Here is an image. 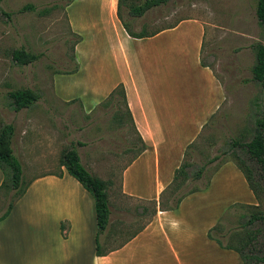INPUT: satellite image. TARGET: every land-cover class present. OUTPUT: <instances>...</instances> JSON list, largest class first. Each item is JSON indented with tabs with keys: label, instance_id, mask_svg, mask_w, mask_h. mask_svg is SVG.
Wrapping results in <instances>:
<instances>
[{
	"label": "crops",
	"instance_id": "obj_1",
	"mask_svg": "<svg viewBox=\"0 0 264 264\" xmlns=\"http://www.w3.org/2000/svg\"><path fill=\"white\" fill-rule=\"evenodd\" d=\"M248 1L229 18L232 26L227 29L257 24L256 0L254 7ZM76 3L85 5L82 25L68 12ZM115 7L116 0L69 1L65 8L69 28L85 29V48L78 42L73 48L75 58L85 56V61L96 59L97 64L85 62V68L80 67L85 72L80 97L72 98L55 81L49 91L54 121L67 125L74 99L88 115L112 89L123 88L131 128L143 150L120 170L115 190L106 187V226L96 235L93 200L63 168L60 176L46 170L31 179L17 203L33 195L35 207L28 218L52 236L48 264H244L234 250L235 234L246 233L257 223L244 227L258 204L233 162H220L202 185L164 199L167 190L176 193L188 180L200 181L205 167L217 160L211 158L194 175L186 166V177L179 186L172 184L187 147L227 98L225 85L201 59L205 30L219 26L208 27L204 20L188 16L156 29L159 32L152 36L135 39L121 28ZM230 51L238 56L242 49ZM103 61L111 63V72L104 71ZM52 134L38 142L51 148L67 143L59 132ZM236 210L242 214L233 216ZM231 220L238 228L228 229ZM60 225L65 228L63 238ZM247 242L244 238L246 252L255 241ZM17 243L15 254L4 255V264H20V240ZM39 264H43L41 257Z\"/></svg>",
	"mask_w": 264,
	"mask_h": 264
},
{
	"label": "rangeland",
	"instance_id": "obj_2",
	"mask_svg": "<svg viewBox=\"0 0 264 264\" xmlns=\"http://www.w3.org/2000/svg\"><path fill=\"white\" fill-rule=\"evenodd\" d=\"M69 1L0 2V122L14 127L11 150L20 163L24 184L46 170L58 173L61 153L73 148L85 170L105 181L106 187L111 185L110 192H113L120 170L140 147L118 95L113 103L106 98L101 100L88 115L84 114L80 104L74 99L68 110L67 125L61 122L57 124L53 119L54 111L49 92L53 81L56 87L67 90L72 98H78L81 89L85 87V72L79 71L80 67L85 68V62L87 65L97 64L96 59L85 61V56L79 57V60L75 58L74 46L82 41L85 48V29L77 32L69 28L65 10ZM250 1L254 7L255 1ZM141 2L142 0H138V3ZM246 4L249 5L248 0H169L164 5L150 9L141 18L128 20L132 31L138 32L143 27L148 33L188 16L204 20L208 27L210 24L219 26L217 29L205 30L201 59L223 82L227 98L217 116L205 124L187 147L182 164L187 166L190 175H194L211 158L216 157L217 160L205 167L200 181L190 179L176 193L169 189L164 199H168L171 194L181 195L202 185L211 170L222 161L236 163V156L249 164L244 152L231 145L247 142L251 138L254 121H264V84L251 81L250 74L254 64V47L256 44L263 45L264 30L257 24L250 23L243 29H227V26H232L228 22L229 18L241 10V5ZM27 5L32 9H25ZM83 10L85 5L79 3L68 10L78 25L85 21ZM234 47L242 49L238 56L231 55L230 50ZM19 48L37 56V59L26 66L12 64L10 52ZM102 65L106 73L111 72V63L103 61ZM76 72L79 73L75 75ZM191 72L194 73V68ZM17 89L36 92L39 99L29 108L14 112L7 106L5 94ZM118 115L120 119L117 120ZM52 132H59L62 138H66L67 143L51 148L38 142L43 136L51 137ZM17 201L8 214L10 218L2 223L7 215L0 221V264H4V255L16 253L19 240L20 264H39L40 257L43 264H48L52 236L48 229L42 225L35 227L28 218L33 215L34 197L29 194L20 204ZM256 201V209L264 213V195H259ZM3 203L4 197L0 195V207ZM241 214L242 211L236 210L233 216ZM231 221L228 229L238 228L237 222ZM254 228L262 229L258 238L260 240L254 244L253 252L261 256L264 254V222L255 223L251 230ZM59 236L65 237V228L62 225Z\"/></svg>",
	"mask_w": 264,
	"mask_h": 264
},
{
	"label": "trees",
	"instance_id": "obj_3",
	"mask_svg": "<svg viewBox=\"0 0 264 264\" xmlns=\"http://www.w3.org/2000/svg\"><path fill=\"white\" fill-rule=\"evenodd\" d=\"M1 1L2 0H0V2ZM167 1L169 0H142L141 3H138V0H116V18L127 36L135 39L152 36L159 32V30H153L148 33L144 31L143 27H140L138 32H134L128 20L141 18L148 10L164 5ZM24 8L32 9L30 5ZM3 15L8 16L7 14ZM254 15L257 25L264 30V0H256ZM36 59L37 56L25 52L22 48L13 49L10 52V62L16 66H26ZM250 74L251 81L260 85L264 84V45L262 44H256L254 47V64L250 69ZM117 95L123 106L125 116L132 127V121L126 106L122 86L118 85L112 89L106 97V100L113 103L116 101L115 96ZM5 97L8 101L7 106L14 112L29 108L39 99L38 94L29 89L10 90L6 92ZM118 118L120 119L119 115L117 120ZM13 134L14 127L11 124L0 122V173L2 175L0 195L4 197V203L0 207V221L9 214L13 204L24 194L29 184V182L26 184L22 182L20 163L11 150V139ZM139 143L140 147L138 152L143 150V145L140 140ZM77 144L80 145L79 143ZM231 146L241 149L246 156V161L252 164V166H250L235 156L236 163L234 164L236 168L243 176L253 197L258 200L259 195H264V121L261 119L254 121V129L251 138L247 142L232 143ZM59 167L63 168L65 173L72 177L92 198L96 235H98L104 230L108 217L106 182L92 176L85 170L80 163L77 152L73 148L67 149L61 153ZM185 167L186 165L181 163L174 172L172 184L176 187L179 186V180H183L186 177L184 172ZM56 175L60 176L61 173H57ZM254 208L256 209L258 206ZM250 216V219L244 224V227L254 222H264V213H261L258 209L252 212ZM261 230L260 228H255L254 230L246 231V233L239 232L235 234L236 240L233 243L235 247H233L235 248V252H237L239 257L243 260V263L245 262L244 264H264V254L261 256L255 255L253 253L255 250L253 244L251 245V249H248L247 252L243 251V245L245 244L244 238L248 241L247 244L251 241H255L254 244H256L258 243V235H261ZM95 253L97 255L99 254L96 246V237Z\"/></svg>",
	"mask_w": 264,
	"mask_h": 264
}]
</instances>
